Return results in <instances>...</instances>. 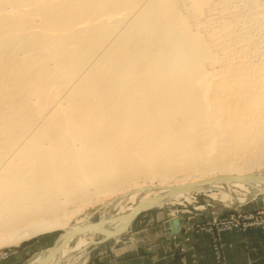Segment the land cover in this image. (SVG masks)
I'll return each instance as SVG.
<instances>
[{"label":"bare ground","instance_id":"1","mask_svg":"<svg viewBox=\"0 0 264 264\" xmlns=\"http://www.w3.org/2000/svg\"><path fill=\"white\" fill-rule=\"evenodd\" d=\"M213 4L0 0V247L64 227L27 264L52 250L41 264H70L145 206L264 193V150L241 111L251 63L216 34ZM145 186L114 218L68 224L86 202Z\"/></svg>","mask_w":264,"mask_h":264},{"label":"rangeland","instance_id":"2","mask_svg":"<svg viewBox=\"0 0 264 264\" xmlns=\"http://www.w3.org/2000/svg\"><path fill=\"white\" fill-rule=\"evenodd\" d=\"M212 3H214L212 8L214 7L213 10H217V13L210 14V16H216L215 14L221 16L223 25L220 30L217 31L218 28L216 29V34H221V37L224 36L223 38L227 41L231 40L237 43L236 48L238 46L245 47V49L241 48L239 50H241V53L245 52L251 63V71L253 73L251 77L252 89L245 92L241 100L243 105L250 106L241 111L246 115L248 114L244 121H250L249 134L253 142V149L261 145L262 154L264 150V1L212 0ZM219 7L223 8L221 12L218 11ZM216 19L219 20L220 18L217 17ZM216 21H214L215 23H209V27L211 26L215 29L217 27ZM259 172L264 174V166L257 173ZM141 180L145 181L140 178L138 182L141 183ZM153 182H156V178L151 181V184ZM149 188L152 187L145 186L140 189H134L135 191L130 189V192L127 191L124 194L116 193L113 196L109 194L110 196L105 195L97 201L86 202L80 207L81 211L70 214L68 224H72L79 217H84L91 223H96L100 219L108 217V215L114 218L120 214L119 211L121 209L130 203L131 199L129 196L132 193H136V196H141L140 194H143ZM210 195L211 193L208 192L202 193L192 190L186 199L182 197L168 199L160 205L145 206L135 213L125 231L110 237L93 233L91 242L82 249V253H76V255H79V259L77 257L76 262L73 261L70 264H79L87 255L110 251V249L120 245H130L124 251L126 254L136 255L138 252H143L150 242L164 238L166 234L162 230V223L172 217H177L178 221L180 217L188 218L189 221L198 219L195 221L197 228H205L209 235L213 264H228L222 241L223 234L227 232H236L242 235L250 231L254 232L257 239H261L262 250H264V193L242 203L222 200L217 191ZM105 204H108V206ZM97 219L98 221H94ZM204 221L207 222L203 223ZM220 226L221 230H219ZM63 232L64 227H57L23 239L18 243L2 245L0 247V264H27L39 252L53 246ZM174 235L168 240L170 241ZM139 243H144V245L138 246L137 244ZM175 247L178 252L182 250V246L178 243H175ZM262 250L261 261L264 262V251Z\"/></svg>","mask_w":264,"mask_h":264},{"label":"crops","instance_id":"3","mask_svg":"<svg viewBox=\"0 0 264 264\" xmlns=\"http://www.w3.org/2000/svg\"><path fill=\"white\" fill-rule=\"evenodd\" d=\"M197 220L189 221L188 218L180 217V230L170 241L166 235L158 241L155 239L152 243L150 242L151 245L149 243L147 247L145 246L146 250L136 255L124 253L130 245H120L110 251L87 255L79 264H213L209 235L205 228H197L195 223ZM205 222L207 221L203 223ZM163 225L164 223H162V230L165 233ZM185 237L188 239L186 240ZM259 240L251 231L243 235L236 232L223 234L222 241L228 264H264L261 261L263 245H261V239ZM175 243L182 246L180 252L177 251ZM137 245L141 246L144 243Z\"/></svg>","mask_w":264,"mask_h":264},{"label":"water","instance_id":"4","mask_svg":"<svg viewBox=\"0 0 264 264\" xmlns=\"http://www.w3.org/2000/svg\"><path fill=\"white\" fill-rule=\"evenodd\" d=\"M243 177L241 176H229L227 177L228 180H241ZM224 178H222L221 176L219 177H215L212 180H222ZM135 215V214H134ZM94 221H98L94 220ZM164 227H165V234L168 238H170L172 235L176 234L178 232V227H179V221L177 217H172L170 219H168L167 221L164 222ZM72 233L69 234L64 240L63 243H67L70 238L72 237ZM60 238V236L57 238V240L55 241V243L58 241V239ZM54 243V244H55ZM54 254V251H50L47 253V255L45 256V258L43 259V261L41 263H44L45 261H47L52 255ZM40 263V264H41Z\"/></svg>","mask_w":264,"mask_h":264},{"label":"built area","instance_id":"5","mask_svg":"<svg viewBox=\"0 0 264 264\" xmlns=\"http://www.w3.org/2000/svg\"><path fill=\"white\" fill-rule=\"evenodd\" d=\"M219 230H221V226L219 227Z\"/></svg>","mask_w":264,"mask_h":264}]
</instances>
